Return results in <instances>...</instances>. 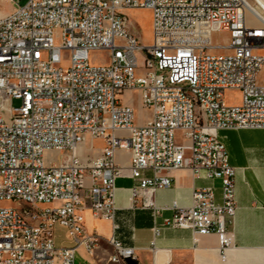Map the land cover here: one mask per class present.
Listing matches in <instances>:
<instances>
[{"label": "built area", "instance_id": "built-area-1", "mask_svg": "<svg viewBox=\"0 0 264 264\" xmlns=\"http://www.w3.org/2000/svg\"><path fill=\"white\" fill-rule=\"evenodd\" d=\"M11 1L18 5L0 11V202H12L0 204V264H93L80 259L101 241L87 231L85 211L118 228L119 149L130 150L133 200L170 187L172 170L220 180V202L212 183L195 189L188 207L143 206L155 220L174 212L153 227V245L163 227L190 229L217 234L224 255L233 244L236 168L219 132L264 130V0ZM136 7L152 10L151 45L129 26ZM92 51L107 61L92 64ZM125 90H139L152 112L144 124L120 101ZM228 90L240 91V103H226ZM94 139L105 141L99 155L83 154ZM47 152L63 155L47 162ZM25 204L47 228L17 218ZM108 243L106 264L136 259L116 236Z\"/></svg>", "mask_w": 264, "mask_h": 264}, {"label": "crops", "instance_id": "crops-1", "mask_svg": "<svg viewBox=\"0 0 264 264\" xmlns=\"http://www.w3.org/2000/svg\"><path fill=\"white\" fill-rule=\"evenodd\" d=\"M120 101L134 108L136 124L142 125L152 117V112L142 106L139 90L123 91ZM219 135L226 143L230 165L236 168L237 209L227 225L233 234V244L224 255L217 234H197L190 229L163 227L153 245V227L161 225L163 219L171 217L174 212L164 210L155 220L153 210L143 206L146 199L158 206H170L176 202L188 207L193 191L212 183L220 202V180L213 182L204 176H195L190 168L172 170L169 172L173 178L170 187L133 200L136 181L130 176V150L119 149L116 161L124 171L116 180L118 210L114 222L118 228L113 230V222L95 218L89 210L85 211L87 231L98 233L101 241L94 256L84 254L85 259H80L106 264L107 256L113 250L108 238L114 235L126 246L134 248L139 264H264V130L225 129L220 130ZM177 136L182 140L181 131ZM104 145L103 139L88 140L82 147L83 154L96 156Z\"/></svg>", "mask_w": 264, "mask_h": 264}, {"label": "rangeland", "instance_id": "rangeland-1", "mask_svg": "<svg viewBox=\"0 0 264 264\" xmlns=\"http://www.w3.org/2000/svg\"><path fill=\"white\" fill-rule=\"evenodd\" d=\"M27 0H21L20 3L24 4ZM18 4L12 2L11 0H0V11L2 13L10 12L13 7H16ZM128 17L133 21L135 31L140 34L139 42L144 45H151L154 39L153 33V14L152 10L144 7L129 8L127 10ZM247 18L250 23H252V18L249 13H247ZM141 36V37H140ZM223 35L220 33L215 34V39L222 40ZM223 44L227 45L228 40L224 38ZM258 54L264 55V49H261L257 52ZM90 59L92 64H102L107 61V53L104 51H92L90 54ZM67 60V57H66ZM141 60V59H140ZM261 77L264 75V69L261 72ZM225 101L227 104H238L241 101L240 91H227L225 95ZM21 104L20 100L14 99L13 105L19 106ZM99 155V154H96ZM46 161L58 160L59 153L47 152L45 156ZM1 205H12V202H0Z\"/></svg>", "mask_w": 264, "mask_h": 264}, {"label": "bare ground", "instance_id": "bare-ground-1", "mask_svg": "<svg viewBox=\"0 0 264 264\" xmlns=\"http://www.w3.org/2000/svg\"><path fill=\"white\" fill-rule=\"evenodd\" d=\"M133 25H134L133 21H131V19L129 18V26L135 31ZM137 35L139 36L140 34L137 33ZM61 156L62 155L59 154V158H61ZM31 214H36V206H33V204H25V210H17V218L28 219V228H33V229L47 228L46 219H31ZM114 264H127V261L122 260V258H114Z\"/></svg>", "mask_w": 264, "mask_h": 264}, {"label": "water", "instance_id": "water-1", "mask_svg": "<svg viewBox=\"0 0 264 264\" xmlns=\"http://www.w3.org/2000/svg\"><path fill=\"white\" fill-rule=\"evenodd\" d=\"M127 264H139V262L136 259L127 258L126 259Z\"/></svg>", "mask_w": 264, "mask_h": 264}]
</instances>
